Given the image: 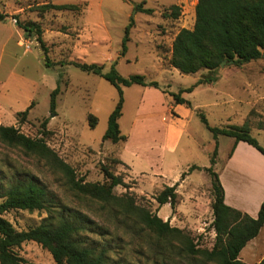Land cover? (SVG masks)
<instances>
[{
  "label": "rangeland",
  "instance_id": "1",
  "mask_svg": "<svg viewBox=\"0 0 264 264\" xmlns=\"http://www.w3.org/2000/svg\"><path fill=\"white\" fill-rule=\"evenodd\" d=\"M142 3L145 9L154 12H137V6ZM174 3L175 0H0V11L6 16L0 22V124L13 126L32 138H42V124L48 121L46 129L52 134L46 139L47 144L75 169L78 177L102 183L101 165H106L126 185L115 188L117 196H132L164 221L187 231L197 248L212 249L216 234L212 227L208 173L192 172L187 176L185 188L180 190L185 198L188 192L196 190L195 208L189 202L182 204L184 197L179 194L180 203L173 214L172 207L159 206L156 197L164 190V184L175 185L191 166H211L216 141L199 114L205 115L211 126L226 128L234 123L226 120L225 115L237 112L240 115L232 116V122H240L241 114L251 111L247 122L253 127L252 136L264 146V59L252 61L239 71L225 64L213 73L202 70L194 75L181 74L171 64L177 32ZM181 13L180 8L178 18ZM132 21L128 50L123 54L126 29ZM30 23L40 27L44 46L37 40L36 32L30 33L21 27ZM160 28L168 31L164 33ZM160 36L161 43L157 42ZM75 62L98 64L104 66L105 72L115 69L123 77L143 75L147 81L159 83L160 88L155 92H148L152 88L140 85L123 88V116L119 124L122 135L128 137V144L103 140L110 115L120 99L118 89L101 76L77 68L72 64ZM208 76L213 77L212 83H200ZM58 87L61 93L56 113L52 114L51 93ZM191 88V92L182 95L195 108L187 134L175 154H166L160 142L167 131L165 122L172 114L169 111L171 94ZM214 102L218 105L214 106ZM32 103L26 122H22L19 113ZM90 115L98 119L95 128L90 125ZM218 140L215 171L222 186L224 182L229 188L230 199L244 205L247 195L242 181L225 168L234 139L220 136ZM126 144L128 152L122 156L132 158V168L113 160L119 159L118 152ZM136 151L143 156L140 163L131 156ZM161 167L164 180L154 173ZM17 179H33L43 184L53 194L59 212L60 208H67L80 213L95 223L96 231L98 227L109 226L105 221L110 218L101 211V205L77 198L63 175L45 160L0 142V185L7 187ZM47 217L46 211L7 214V219L19 230L38 226ZM96 233L91 237L98 242ZM125 237V243L119 246L118 242H112L115 250L131 263L152 264V256L140 254L142 241L131 239L130 235ZM257 243L258 252H264V230ZM20 253L25 264H55L52 255L36 243L25 244Z\"/></svg>",
  "mask_w": 264,
  "mask_h": 264
},
{
  "label": "trees",
  "instance_id": "2",
  "mask_svg": "<svg viewBox=\"0 0 264 264\" xmlns=\"http://www.w3.org/2000/svg\"><path fill=\"white\" fill-rule=\"evenodd\" d=\"M143 4L137 6V12L146 14L154 12L153 9H145ZM172 8L176 10L174 18H178L180 7ZM5 18L0 11V22ZM133 26L134 21L126 29L123 54L127 53V43L130 41V30ZM21 27L27 32H36L37 40L44 46L42 31L38 25L30 23ZM261 59H264V0H198L194 28L182 29L176 36L172 47L171 64L181 74L194 75L202 70L213 73L221 68L222 63L241 68ZM72 64L84 72L101 76L118 89L120 99L110 115L109 126L103 140L114 144L126 142L128 137L122 135L119 124L123 116V88L140 85L159 89V83L147 81L143 75L123 77L115 69L105 72L104 66L98 64L80 62ZM213 81V77L208 76L200 83ZM191 91L192 88L171 95L176 104L190 108L191 102L182 95ZM60 93L59 87L51 93L52 114L56 113ZM33 104L26 111L19 113L22 122H26ZM199 116L216 141L210 159L211 166L207 168L191 166L188 172L182 174L181 182L194 171H205L211 178V206L214 216L212 227L216 234L212 249L197 248L187 231L172 226L170 221H164L157 213L139 205L132 196H117L114 193L115 188L126 185L123 178L115 175L106 165H101V173L104 175L102 183L87 182L84 177H78L75 169L47 144L46 139L52 134L46 129L48 121L42 124V138H32L13 126L0 124L2 144L45 160L63 175L66 185L77 198L99 203L101 211L110 218L105 221L108 227L97 226L96 231L95 223L85 219L80 213L67 208H60L62 211L59 212L53 194L43 184L33 179H17L7 187L0 185V264H25L20 250L27 243H36L47 250L55 264H132L133 262L123 258L120 252L115 250L116 247L112 246V242H118L117 246L125 243V235L142 241L139 247L140 254L152 256V264H247L241 260L240 254L264 227V202L257 218L225 203V190L215 171L219 154L218 139L220 136H226L235 140L229 158L239 142L249 144L263 155L264 146L252 136L248 122L242 126L219 128L211 126L205 115ZM89 119L91 127L95 128L98 119L93 115H90ZM113 160L123 164L120 159ZM179 185L178 182L173 186H165L156 197L159 206L169 204L173 214L180 203ZM12 211L30 213L46 211L48 217L38 226L19 230L7 219V214ZM94 233L100 238L98 242L91 237ZM259 264H264V259Z\"/></svg>",
  "mask_w": 264,
  "mask_h": 264
},
{
  "label": "crops",
  "instance_id": "3",
  "mask_svg": "<svg viewBox=\"0 0 264 264\" xmlns=\"http://www.w3.org/2000/svg\"><path fill=\"white\" fill-rule=\"evenodd\" d=\"M197 4H198V0H175L174 5L179 6L181 8L182 13H181V16L179 18H175V20L177 21V23H176L177 29H174V30L177 32H175L173 41L175 40L176 36L178 35V33L182 29H193L194 28V25L196 22V6H197ZM156 27H159V24H157ZM160 29L164 33H166L168 31V30L165 31V29H162V28H160ZM172 29H170V30L172 31ZM171 31H169V32H171ZM172 32H171V34H172ZM157 42H159V43L162 42L161 36H160L159 41H157ZM159 65H160V62H158V67H160ZM236 69H237V71H239L238 70L239 68H236ZM152 90L153 91L149 90L148 92H155V90H157V89L152 88ZM216 91H217V93H219L218 90H216ZM221 94H222V92H221ZM213 105L217 106L218 103L214 102ZM194 109L195 108L193 107L192 103H191V107L189 108L185 105L176 104L174 102V100L172 101L171 105L169 106V111L172 114L169 115V119L165 122V125L167 127V131L165 132V134H164V136L160 142V145L163 147V151L166 152V154L167 153L175 154L177 152V148L179 146L180 141L187 134V129L189 127L190 120H191L193 113L195 111ZM250 113H251V111L247 112L243 115L241 114L240 122H232V121H234L232 116L235 118L236 116L240 115L237 112H233V113L227 114L225 116H226V120H228L230 123H234L231 125L242 126L247 122V119L251 117ZM252 129H253V127H251V130ZM218 142H219V140H218ZM234 143H235V140H234ZM127 144H128V142H127ZM127 144H126V146L123 147V150H120L118 152V157L123 163H125L127 166H131V168H132V166H133L132 158L129 160V159L125 158V155L122 156V153L128 152L126 150ZM215 145H216V143H215ZM120 154H121V157L119 156ZM131 156L133 158L139 160L138 163H140V160L143 159V156L140 155V153L137 151L135 153H133V155H131ZM163 159H164V156H163ZM161 163H163V162H161ZM151 165H152V163H151ZM200 167H202V166H200ZM202 168H207V167L203 166ZM225 168L227 171L231 172L237 178H239L238 181H242L243 189H245V193L247 195L246 196V198H247L246 204H244V205L236 204L235 200H233L232 198L230 199V197H229V191L230 190L225 185V183L223 182V188L225 190V203L232 208H235V209H237L243 213H247L248 215H250L253 218H257L259 210L261 208V205L264 202V155L261 154L254 147L250 146L249 144H247L245 142H239L237 144L234 152L232 153V156L228 159V162H227ZM151 169H153V168L151 167ZM161 169H162V167L159 168V170H157L154 173H156L155 174L156 177L160 178L161 180H164L165 178L163 177V175L161 173L162 172ZM186 179H187V177H186ZM186 179L184 181H182L181 184L179 185L178 193L184 197L182 200V204H184L185 202H189L190 206L192 208H195L197 206V203H198L197 197H195V198L193 197L194 192L196 190H192V191L188 192L189 196L187 195V198H185L186 196L184 194H182L180 191V190H182V188H185V185L187 183ZM165 186L166 185L164 184L163 187H165ZM175 219H176V216H175ZM262 230H264V227L262 228ZM258 236L255 239L251 240L247 244V246L241 251L240 258L243 262H245L247 264H259L264 259V252H262V253L258 252V247H259V244L257 243Z\"/></svg>",
  "mask_w": 264,
  "mask_h": 264
},
{
  "label": "water",
  "instance_id": "4",
  "mask_svg": "<svg viewBox=\"0 0 264 264\" xmlns=\"http://www.w3.org/2000/svg\"><path fill=\"white\" fill-rule=\"evenodd\" d=\"M225 65V63H222L221 67H223Z\"/></svg>",
  "mask_w": 264,
  "mask_h": 264
}]
</instances>
